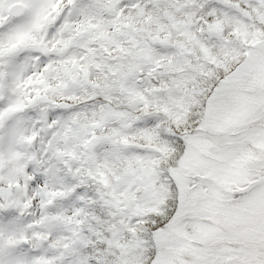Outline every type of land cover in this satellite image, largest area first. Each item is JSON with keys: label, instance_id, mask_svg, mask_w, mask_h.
I'll return each instance as SVG.
<instances>
[{"label": "snow or ice", "instance_id": "6c2138e0", "mask_svg": "<svg viewBox=\"0 0 264 264\" xmlns=\"http://www.w3.org/2000/svg\"><path fill=\"white\" fill-rule=\"evenodd\" d=\"M0 264H264V0H0Z\"/></svg>", "mask_w": 264, "mask_h": 264}]
</instances>
